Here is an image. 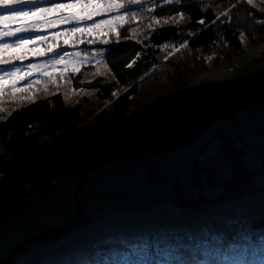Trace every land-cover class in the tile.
<instances>
[{
	"label": "trees",
	"instance_id": "obj_1",
	"mask_svg": "<svg viewBox=\"0 0 264 264\" xmlns=\"http://www.w3.org/2000/svg\"><path fill=\"white\" fill-rule=\"evenodd\" d=\"M132 12L135 19L117 29L119 43H99L115 41V33L82 39L84 43H59L61 52L99 55L98 60L78 71L22 82L17 87L25 91L13 95L6 90L0 96V179L22 176L38 152L51 150L58 156L65 149L83 148L96 159L128 144L141 149L178 141L191 125L198 128L213 117L218 105L233 101L248 79L260 75L264 81V55L244 66L237 63L244 50L241 36L264 47V9L247 0H181L171 5L151 0L121 10ZM93 39L97 42L89 43ZM230 64L236 68L228 70ZM220 70L233 72L237 83L225 82L188 106L192 89ZM175 106L181 108L146 126ZM215 136L195 151L193 176L185 188L176 181L174 199L166 206H158L162 199L153 185L154 174L147 173L151 180L146 194L152 192L154 207L148 203L105 215L84 213L77 228L58 239L24 246V257L10 264H264V150L256 151L262 162L256 171L241 159L243 148L236 149L231 173L216 192L207 193L203 184L213 183L214 174L200 179L206 169L198 159Z\"/></svg>",
	"mask_w": 264,
	"mask_h": 264
},
{
	"label": "rangeland",
	"instance_id": "obj_2",
	"mask_svg": "<svg viewBox=\"0 0 264 264\" xmlns=\"http://www.w3.org/2000/svg\"><path fill=\"white\" fill-rule=\"evenodd\" d=\"M253 3L256 5L255 6L256 8L264 9V0H253ZM116 15H124V14L121 12L120 13H115V12L109 13V14H106L104 16H100L103 18L97 19L99 17H96L95 21H89V22H86V24L80 25V26L86 27L88 24L99 22L100 20L112 19ZM70 26L71 25H61L58 28L49 29L47 32L31 33V34L46 35L48 37V40L45 43L41 44V46H40V50H45V51L47 50V47L49 44L63 43L65 38H68V39H90V38H94L96 36L103 37V35L100 34L99 30L96 32H93L91 36L85 34L79 38L66 37L64 34L70 30ZM56 33H60V37H59L58 41L54 42L52 37ZM241 42L243 44L244 50H243L242 55L237 59V63H239L240 66H244V65L252 62L254 58H256L257 56L261 55L264 52L263 46H256L255 47V46L251 45L245 36H241ZM60 50L61 49L57 50V52L59 54H63L64 52H68V53H72L73 56L72 57H65L64 62L57 64L55 67H51L48 62L51 59L55 58V54H49L50 56L49 55H47V56L33 55V57L30 59V60H32V62H28L27 64L34 63V64H37L38 66L43 65L44 67L43 68L38 67L36 73L33 76H31L28 80H25L22 82H30V81L34 80L35 78L40 77L42 75H48L46 73H50V74L53 73L54 74V73L74 72L73 71L74 67L79 70L82 65L96 61L100 57L99 55L86 56L83 54H80L79 56H75V53H77L75 51H63V52H61ZM25 62L23 65L18 63L17 66L25 68L27 66V64H25ZM6 70H9V69L0 68V73H2L3 71H6ZM220 72L225 73V76H224L225 81L226 80H234V82L237 83V79L235 78V74L233 72H226L224 70H220L217 73H220ZM203 84H205V82L195 86L192 89V92L189 94V96L186 100V104L188 106H193V105L197 104L199 102V100H201L202 98L208 97L212 94V92L214 91V87L212 85H207V84L205 86H203ZM6 90H8V89H5V91ZM180 108H181V106L173 107L170 112L163 113L160 116L151 120L149 122V125L154 126V125L160 123L161 121L165 120L170 115H173ZM221 119L222 118H219L220 121H221ZM218 123H219V121L218 122H212V124H210L200 134V136L194 141V143L187 146L186 149L188 151L192 152V150L197 148V146H199L203 141H205L208 136H210L211 134L213 136V131L216 130ZM196 129L197 128L195 126L191 127L185 133V135L186 136L191 135L192 133H194V131ZM222 143H223L222 137L215 136L207 144V146L204 148V150L199 154L198 160H199L200 165L202 167L207 166V167H204L206 170H202L200 172L199 178L202 180H205L208 174H210V173L214 174L213 183L210 184V183L205 182L203 184L204 185L203 189L207 193L216 192L217 188H218V184L220 183V181L223 180L225 177H227L231 173L230 165L234 161L231 160V158L228 157L227 155L226 156L217 155V151L220 148V145ZM99 146L100 145L97 144L96 149L98 152H101L100 151L101 149H99ZM138 146L139 145L128 144L127 146H125L124 149H140V148H137ZM262 146L263 145L259 144V146L255 148V147L244 146L242 143H239V142L236 143V148H243V153L241 154V159L243 160L245 165L248 166L249 168L253 169V170H256V171L258 169H260V167L262 166V162L256 153V151L261 149ZM116 151H118V150H116ZM176 151L177 150H172V151L165 152V153L144 154V155H140V156L151 157L156 162L159 169H162V170L174 169V170H176L178 168V166L174 164V160L172 159L175 156ZM75 153L76 152L74 150H69V149H65L58 156H54L53 152L51 150L36 153L32 158V163L34 162L35 165L41 164V159L47 160L48 163H43L40 166H35L34 168H32L30 173H28L29 178L34 180L35 177H38V179L37 178H35V179L41 180L44 178L45 173H50V174H53L54 176H56L58 172L56 173L57 170L55 169L56 168L55 166L57 165L58 161H61V163L59 164V167H58L60 169V171L61 170L64 171V169L69 168L72 165H77L78 164V162H77L78 158H75ZM113 161H116V160H113ZM113 161H109V162H113ZM109 162H105V163L99 165L98 167H96L95 169H93L92 171H90L89 176L85 180L83 186L81 185L80 190H79V198H82V200H80L82 209L85 207L86 209L92 210V212H103V210H105V209H108V208L110 209L111 206L113 205V202L111 199V193L112 192L114 193V192L121 190V189H119L120 185H117V187H115L116 183L125 182L124 183L125 184L124 192L128 193L127 194L128 195L127 200H126V203L128 205L132 204V203H136L138 200H140L139 199L140 196L144 197L146 195V193H145L146 183H145V176H144L143 170L140 171L141 173H132V172H136V171H133L132 169H128V170H126V172L124 174L131 173V175H125L124 177L121 178L120 181L119 180H112L109 178H104L101 181H98L96 179V177H97L96 172L98 171V169H101V171L106 172L107 170L105 171L103 167H104V164H107ZM83 171H84V169L82 170V172ZM192 174H193L192 170L184 171L179 178V185L181 187L185 188L187 186V183L190 180ZM77 182H78V179L75 180L73 185L69 187V190H71L70 192L72 195H75V193H76ZM112 186H114L115 188ZM54 189H56V188H54ZM115 189H117V190L115 191ZM55 191H57V189ZM108 202L110 203V206H108ZM83 203H84V205H83ZM76 204H77V202H76ZM77 206H78V204H77ZM142 207H145V206H142ZM148 207L151 208L154 206L152 204H150ZM83 212H84V209H83ZM18 245H12L10 247L11 250L7 251L6 254L11 255ZM24 254H25V249L22 250L21 252H18V254L15 257L13 262L15 263L16 261L22 259L24 257Z\"/></svg>",
	"mask_w": 264,
	"mask_h": 264
},
{
	"label": "crops",
	"instance_id": "obj_3",
	"mask_svg": "<svg viewBox=\"0 0 264 264\" xmlns=\"http://www.w3.org/2000/svg\"><path fill=\"white\" fill-rule=\"evenodd\" d=\"M224 76L225 73H215L205 80V84H203V86H205L206 84L212 85L215 89L225 82H234V80L225 81ZM262 87L264 91V82L262 84ZM241 91L242 89L239 90L237 94L241 93ZM246 111L249 115H252L248 129L240 136V139L238 141H231L228 138L222 137L223 143L220 145V148L217 151V155H227L231 158V160L235 161V155L238 153L236 149H241L236 148L237 142L242 143L244 146L254 145L255 148L258 147L259 144H261L263 145L261 149L264 150V101L250 102L246 106ZM218 121L219 125L221 122L220 120H216L214 122ZM176 150L177 151L175 153V156L172 158L174 160V164H176L178 157L191 152L188 151L186 147ZM77 162V165H72L69 168L64 169V171H60L58 167L61 161H58L57 165L55 166V169L57 170L56 173L58 172L56 176L50 173H45L43 179L37 180L38 177L34 176L37 179L34 178V180H32L31 178H29L28 174L30 173L32 168H34L35 166H40L43 163H48L47 160L41 159V164L38 165H35L34 162H31V164H29L28 167L22 171L23 175L18 178L13 175H4L0 179V259L7 256L6 253L7 251L11 250L10 247L12 245H20L26 240L42 234V232L46 228L52 226H61L63 224H73L76 221L78 215H80L78 198L76 193L75 195L71 194V190H69V187L73 185L75 180L79 179L82 170L85 169V166L88 164V160L85 157H80L77 159ZM103 168L105 171H107L104 172L101 171V169H98V171L96 172V179L98 181H101L104 178L120 181L121 178L125 175H131V173L124 174L128 169L136 171L132 173H141L140 171L143 170L146 183L145 193H147L151 180V177L148 174H156L165 171L159 169L156 162L149 156L124 157L116 161L104 164ZM88 176L89 173L83 179L82 186ZM23 180H29L30 184L38 189L35 203L29 204L24 199H20L19 201L13 203H7L5 195L8 190L11 187L19 184L20 181ZM52 181L57 182L56 187L50 185ZM124 183L125 182L116 183L115 187H117V185H120L119 189L121 190L111 193L113 205L110 209H105L103 210V212H92V210L86 209L84 207V213H87L89 215H105L129 208L146 206L148 203H156V201H150L152 199V192L149 191L150 195L146 194L144 197L140 196V200H138L136 203L128 205L126 203L127 198L121 199L119 197L123 196L124 194H128L124 192ZM54 188H56L57 191H55L56 189ZM116 190L117 189H115V191ZM115 193L121 194L113 198L112 195ZM80 200H82V198H80ZM108 206H110L109 202Z\"/></svg>",
	"mask_w": 264,
	"mask_h": 264
},
{
	"label": "snow or ice",
	"instance_id": "obj_4",
	"mask_svg": "<svg viewBox=\"0 0 264 264\" xmlns=\"http://www.w3.org/2000/svg\"><path fill=\"white\" fill-rule=\"evenodd\" d=\"M44 2L45 0H0V68L9 69L0 73V96L4 95L5 89H8L13 95L25 91V87H17V85L33 76L38 67H44L29 63L25 68H22L17 66L18 63L23 65L33 55L55 54V58L48 62L51 67H55L64 62L65 57L73 56L72 53L68 52L59 54L57 50L62 47L59 43L49 44L46 51L40 50L41 44L45 43L48 37L46 35L27 34L47 32L49 29L58 28L61 25L74 24L76 26L71 27L64 34L66 37L79 38L85 34L91 36L93 32L99 30L101 35L115 33V41L102 39L99 43L105 45L111 42L119 43L121 34L117 29L135 19L136 12L116 15L112 19L100 20L88 24L86 27L80 25L95 21L96 17L109 13H120L122 9L132 5L148 4L151 0H52L47 7L37 6L43 5ZM163 2L171 5L179 4L181 0H163ZM247 3L253 7L256 6L253 0H247ZM149 10L154 9L150 8ZM224 15L227 16V13ZM180 19H183V13L180 14ZM155 23L160 24V20H156ZM199 23L203 24L204 21L201 20ZM59 37L60 33H56L52 39L56 42ZM96 42L94 39L89 41V43ZM80 43H84V41L81 39ZM63 44L69 45V39L65 38ZM72 46H75V41H73ZM79 55L80 53H75V56ZM73 71H78V69L74 67ZM32 83L26 87L31 88Z\"/></svg>",
	"mask_w": 264,
	"mask_h": 264
},
{
	"label": "built area",
	"instance_id": "obj_5",
	"mask_svg": "<svg viewBox=\"0 0 264 264\" xmlns=\"http://www.w3.org/2000/svg\"><path fill=\"white\" fill-rule=\"evenodd\" d=\"M234 68V64H230L227 67L228 70H233ZM260 81V75H256L253 78L248 79L245 83V91L239 97L230 103L217 106L215 110L216 114H223L225 112L231 111H234V114L231 117L225 119V122L223 121L224 124L218 130H216L215 133L237 139L239 134L247 129L252 115H249L246 111L245 100L247 98L250 100H255L257 98L256 93L260 90ZM237 107L240 108L237 109ZM186 128H188V126ZM181 131L182 130H179L177 134ZM194 158V154H187L180 157L178 163L181 167V170L190 168L193 164ZM177 179L178 173H176L174 170H169L165 173L153 176V185L157 197L164 198L163 201L158 205L159 207H164L167 202L173 198L171 188L176 183ZM52 185H56V183L52 182ZM36 195L37 190L31 189L30 184L24 181L11 189L7 195V201L14 202L20 198H24L29 203H34Z\"/></svg>",
	"mask_w": 264,
	"mask_h": 264
},
{
	"label": "water",
	"instance_id": "obj_6",
	"mask_svg": "<svg viewBox=\"0 0 264 264\" xmlns=\"http://www.w3.org/2000/svg\"><path fill=\"white\" fill-rule=\"evenodd\" d=\"M251 101H264V94L258 95L257 98L255 100H250L248 99L245 104L250 103ZM240 107H237V109H239ZM234 114V111L231 112H225L221 115H215L211 118H209L207 121H205L202 125H200L195 131L194 133H192L191 135L180 139L178 141L175 142H171L165 145H161V146H156V147H148V148H141V149H120L118 151H113L111 153H108L106 155H103L101 157L96 158L95 160H93L85 169L84 171L81 173V175L79 176L78 182H77V186H76V195L78 198V204H79V208H80V215H79V219L78 221H76L75 223L66 226L64 228L61 229H57L54 231H50V232H46V233H42L40 235L34 236L28 240H26L25 242H23L22 244H20L16 250L10 255V257L0 263V264H10L13 259L15 258V256L17 255L18 251L21 250L24 246L31 244V243H35V242H43V241H48V240H55L58 239L61 235H63L64 233L71 231L75 228H77L80 224L83 223L84 220V213H83V209L81 207V202H80V198H79V190L80 187L82 185L83 179L85 178V176L92 171L93 169H95L96 167H98L99 165L105 163V162H109V161H113V160H117V159H121L124 157H132V156H140V155H144V154H154V153H165V152H169L172 150H176V149H180L183 147H187L189 145H191L192 143H194V141L200 136V134L214 121L219 120V118H223V117H231Z\"/></svg>",
	"mask_w": 264,
	"mask_h": 264
}]
</instances>
